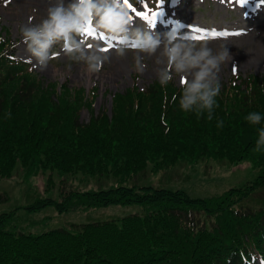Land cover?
<instances>
[{"label":"trees","instance_id":"1","mask_svg":"<svg viewBox=\"0 0 264 264\" xmlns=\"http://www.w3.org/2000/svg\"><path fill=\"white\" fill-rule=\"evenodd\" d=\"M7 35V32H6ZM0 43V177L19 167L25 176L55 171L115 178L117 185L94 191H65L59 211L110 204H139L142 213L119 222H87L73 231L39 234L2 228L0 264H251L264 261V148L256 151L264 114V75L232 76L221 84L213 119L179 108L180 86L154 80L116 92L110 114L93 113L97 86L44 83L28 63ZM31 69V70H30ZM90 112L87 122L80 111ZM223 121V127H217ZM236 163L249 158L257 176L219 195L192 198L180 189L123 185L144 172L200 159ZM49 175L48 181L52 182ZM254 201V202H252ZM41 200L40 205L52 203Z\"/></svg>","mask_w":264,"mask_h":264},{"label":"rangeland","instance_id":"2","mask_svg":"<svg viewBox=\"0 0 264 264\" xmlns=\"http://www.w3.org/2000/svg\"><path fill=\"white\" fill-rule=\"evenodd\" d=\"M68 2L69 0H65V3ZM129 2L134 4L135 0ZM48 7V0H10L6 6L4 0H0V32L6 35L4 29L7 30V34L15 42L17 57L28 60L29 56L18 32V25L26 24L29 17L33 18V23H39L46 17ZM136 11L143 12L145 8L137 5ZM151 12L154 11L150 9L149 15ZM132 16L136 27L152 30L162 38L176 27L180 29L176 31L178 35L174 39H183L185 34L195 35L192 31L194 28L205 32L219 29L222 32L239 33L205 39L214 49L220 43L228 44L232 61L220 73L221 84L228 83L236 75L242 78L249 74L264 75V0H248L245 5L236 3V0H164L154 27H149L135 13ZM89 42L104 44V41L94 40L92 37ZM54 51H60L59 47H55ZM145 63L147 69L143 73H137L132 67V52L124 58L112 55L111 63L105 64L99 74L89 79L84 73L83 65L71 63L61 52L46 70L35 71L44 83L55 81L59 84L66 82L69 87L97 86L98 97L93 113H98L100 108L110 113L113 93L124 91L134 84L145 88L157 80L155 58H147ZM60 73L65 74L64 79L60 78ZM173 83L178 87L179 78H175ZM89 116L90 112L86 108L80 111V121L87 122ZM258 172L249 158L233 164L203 158L195 163L183 161L174 167L157 171H152L149 165L144 172L125 181L123 185L180 189L192 198L210 197L221 194L231 186L251 182ZM49 175L47 171L25 176L18 167L11 176L0 177V214H9L2 226L4 230L25 234H39L51 229L73 231L74 227L83 223L109 220L119 222L125 215L142 213V206L139 204H110L59 211L55 203L64 200L63 192L107 189L115 187L117 182L115 178L106 175L78 173L59 176L55 171L50 175V182ZM263 192L264 190L260 193ZM43 199H52L53 202L40 205Z\"/></svg>","mask_w":264,"mask_h":264},{"label":"clouds","instance_id":"3","mask_svg":"<svg viewBox=\"0 0 264 264\" xmlns=\"http://www.w3.org/2000/svg\"><path fill=\"white\" fill-rule=\"evenodd\" d=\"M5 6L10 0H4ZM47 15L39 23L32 17L26 24L18 25V32L25 45L28 62L32 69L44 71L61 52L71 63L84 66V73L90 79L99 74L103 66L111 63L112 55L124 58L133 54V70L143 73L147 69V58H155V74L161 87H167L179 78L181 92L179 108L184 112H207L213 119L217 107L216 98L221 92L220 73L232 61L227 43L217 48L208 40L192 39L185 34L183 39H174L170 33L161 35L149 29L136 27L130 14L129 0H48ZM86 27L96 34H85ZM100 36L106 38L100 39ZM3 37H0V43ZM60 51H54L55 47ZM112 50V51H110ZM69 70L71 64L68 65ZM31 70V69H30ZM64 79L65 74L60 73ZM94 83V82H93ZM246 119L252 125H259L264 114L250 112ZM223 127V121H217ZM264 148V127L259 130L256 151Z\"/></svg>","mask_w":264,"mask_h":264},{"label":"snow or ice","instance_id":"4","mask_svg":"<svg viewBox=\"0 0 264 264\" xmlns=\"http://www.w3.org/2000/svg\"><path fill=\"white\" fill-rule=\"evenodd\" d=\"M139 3L143 4L145 11L143 12H138L136 11V9L130 4V11L135 13L136 16L140 17L142 20H144L149 27H154L156 20H157V16L161 11V5L164 3V0H158V9L159 11H154L151 12V14L149 15V11L147 10V4L144 3V0H138ZM236 3L240 4V5H245L248 3V0H236ZM259 7V5H257ZM246 15V14H245ZM192 31L194 33H196L195 35H192L191 38L192 39H213L216 37H222V36H228V35H238L239 33H227V32H217L215 30H211V31H207L205 32L202 29L199 28H194L192 29ZM85 34L96 38V33L95 31L90 28V27H86L84 29ZM100 39H104L106 42V38L103 36H100ZM261 264H264V261L261 262Z\"/></svg>","mask_w":264,"mask_h":264}]
</instances>
